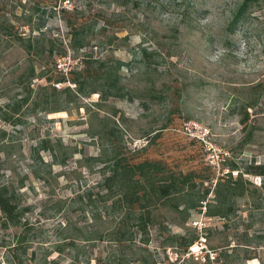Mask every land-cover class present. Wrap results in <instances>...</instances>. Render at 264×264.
<instances>
[{"label": "rangeland", "instance_id": "obj_1", "mask_svg": "<svg viewBox=\"0 0 264 264\" xmlns=\"http://www.w3.org/2000/svg\"><path fill=\"white\" fill-rule=\"evenodd\" d=\"M241 2L0 0V105L46 87L19 123L0 118V185L23 211L18 225L0 215V264H264V174L246 173L264 170V4L231 29ZM80 18L84 46L72 49L67 23ZM40 23L66 47L45 68L15 37ZM114 155L189 177L142 248L97 239L102 205L86 193ZM239 174L243 193L230 195ZM200 234L206 261L187 254Z\"/></svg>", "mask_w": 264, "mask_h": 264}, {"label": "trees", "instance_id": "obj_2", "mask_svg": "<svg viewBox=\"0 0 264 264\" xmlns=\"http://www.w3.org/2000/svg\"><path fill=\"white\" fill-rule=\"evenodd\" d=\"M262 4H264V0H242L233 11L229 28L234 29L250 13L253 7H262ZM60 11L65 12L66 10L62 7ZM45 12L43 10V13ZM26 24H29V22ZM84 24L83 18L67 23L69 45L72 49L84 46L82 42ZM42 26L43 23H40L36 27L32 26L27 35H24L22 31H16L15 37L19 47L28 57L38 61L43 67L45 65L47 67L50 63L48 59H52L54 54L63 56L66 53V47L62 46L61 48H57V50L52 40H44V32L39 31ZM2 28L0 22V30ZM35 31L38 33L32 35ZM141 54L143 58L147 59L150 57L151 52L143 48ZM117 64L116 69L119 68L121 63L117 62ZM85 70H88L87 67ZM32 72H34V69H32ZM88 73L90 71H87ZM63 80L61 78L55 82H62ZM53 87L55 86L53 85ZM39 88V92H36L33 98L29 92L17 100H11L0 105V118L7 122L13 121L19 123L21 120L19 119L20 114L25 112L24 110L30 103H33L34 106L38 105L42 91L46 90L45 85H40ZM94 90L91 93L95 92ZM45 103H48V101H45ZM17 114L18 116H16ZM109 161H111V164L108 167V173L104 174L102 182L99 185L100 189L95 193H86L87 199L90 202L97 201L102 205L98 218L102 222L103 228L100 229L97 239L107 243L112 242L120 250L126 245L130 246V244L136 245L137 248H142V244L146 245L148 242L149 226L154 222L155 212L161 206H166L167 202H170L171 199L183 194V185L185 182H188L189 177L168 172L164 173L160 163L157 162L145 160L134 162L120 155H114ZM246 173L262 175L264 174V170L261 166H251L247 169ZM220 185L221 181L216 184V192ZM224 186H226L230 195L242 194L241 174L235 179L230 178ZM194 206L190 205L189 207L193 208ZM22 212L14 189L6 184L0 185V215L3 223L11 225L20 224ZM207 212L210 215L225 216L220 212L219 205H214ZM93 218H95L94 215ZM102 218L105 221H102ZM138 235L139 239H137ZM192 242L190 241L189 244ZM251 258H259V256L246 257L247 260ZM95 264H107V262H101L97 259Z\"/></svg>", "mask_w": 264, "mask_h": 264}, {"label": "built area", "instance_id": "obj_3", "mask_svg": "<svg viewBox=\"0 0 264 264\" xmlns=\"http://www.w3.org/2000/svg\"><path fill=\"white\" fill-rule=\"evenodd\" d=\"M208 133L209 131L206 128H202L199 131V135L203 139L207 137ZM205 242V237L200 234L191 244H189L187 254L191 255L197 261H206V259L209 257L210 251L207 249ZM211 256L213 255L211 254ZM211 258L214 259L215 257Z\"/></svg>", "mask_w": 264, "mask_h": 264}, {"label": "crops", "instance_id": "obj_4", "mask_svg": "<svg viewBox=\"0 0 264 264\" xmlns=\"http://www.w3.org/2000/svg\"><path fill=\"white\" fill-rule=\"evenodd\" d=\"M252 262H255V264H262L261 259L260 258H251L250 260H248L247 264H250Z\"/></svg>", "mask_w": 264, "mask_h": 264}]
</instances>
